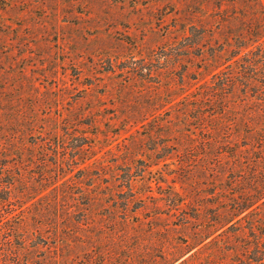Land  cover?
Segmentation results:
<instances>
[{"label":"trees","instance_id":"16d2710c","mask_svg":"<svg viewBox=\"0 0 264 264\" xmlns=\"http://www.w3.org/2000/svg\"><path fill=\"white\" fill-rule=\"evenodd\" d=\"M227 1L200 5L213 15L192 16L165 57L171 68L126 70L173 74L151 98L166 109L126 115L153 116L143 126L165 137L156 153L173 159L172 178L154 179L158 195L151 181L137 190L129 170L108 183L120 187L116 215L94 219L112 193L94 189L104 166L89 161L90 140L67 132L70 116L38 130L24 111H0V264H264V0ZM141 209L171 222L143 232L120 214Z\"/></svg>","mask_w":264,"mask_h":264},{"label":"rangeland","instance_id":"374dc122","mask_svg":"<svg viewBox=\"0 0 264 264\" xmlns=\"http://www.w3.org/2000/svg\"><path fill=\"white\" fill-rule=\"evenodd\" d=\"M205 1L0 0V111H24L37 119L38 130L58 115L70 116L67 132L90 140L96 154L89 161L97 157L96 164L104 166L105 175L94 189L113 194L108 196L110 207L99 208L94 219L116 215L120 187L108 183H118L129 170L137 190L145 191L151 181L153 195H158L154 179L172 178L173 159L160 160L156 153L165 137H153V122L143 126L153 116L133 124L126 115L137 109H166L169 103L155 107L151 98L173 74L163 70L142 79L126 70L136 63L171 68L173 59L165 57L189 23L197 22L192 16L213 15L211 7L200 6ZM235 7L229 13L238 12ZM161 92L167 100L173 97L169 90ZM37 135L29 141L40 143ZM142 137L143 143L127 149V142ZM120 214L143 232L171 222L165 214L150 220L152 209Z\"/></svg>","mask_w":264,"mask_h":264}]
</instances>
